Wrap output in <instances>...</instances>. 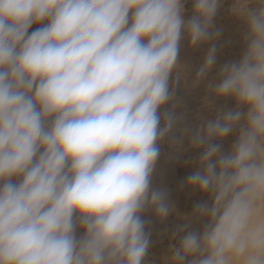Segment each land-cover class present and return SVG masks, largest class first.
I'll use <instances>...</instances> for the list:
<instances>
[{"label":"clouds","instance_id":"clouds-1","mask_svg":"<svg viewBox=\"0 0 264 264\" xmlns=\"http://www.w3.org/2000/svg\"><path fill=\"white\" fill-rule=\"evenodd\" d=\"M254 4L234 5L247 47L213 85L237 106L191 138L205 150L187 184L224 205L196 206L214 223L182 237L177 262L202 242L210 251L191 264H224L226 251H244L241 234L264 195V0ZM219 5L194 0L185 22L184 0H0V264H142V211H170L166 193L150 191L158 141L174 123L165 114L161 127L158 109L171 99L182 32L193 46L219 35L210 32ZM215 62L212 46L197 79ZM237 127L223 154L213 140ZM261 233L254 243L264 244Z\"/></svg>","mask_w":264,"mask_h":264},{"label":"rangeland","instance_id":"rangeland-1","mask_svg":"<svg viewBox=\"0 0 264 264\" xmlns=\"http://www.w3.org/2000/svg\"><path fill=\"white\" fill-rule=\"evenodd\" d=\"M256 7L254 0H220V5L213 18L210 32L211 40L193 46L187 32H182L179 55L176 67L169 77L171 99L158 109L161 117L160 126H164L165 114L173 117V128L160 141L159 156L150 177V191L166 193V202L170 211L167 217L157 216L154 208H145L141 213L144 221L145 234L149 245L142 264H191V261L206 256L210 249L202 242L201 252L187 254L182 262H177L172 252L179 246L180 240L188 232L203 235L205 230L214 223L210 214H201L197 205L209 208H222L224 201L216 202L214 191H201L187 184V177L199 167V157L205 146L193 147L192 135L208 121L214 120L218 114L236 108L231 97H217L213 85L219 82V72L224 64L237 62L247 47L245 36L247 25L243 18L233 13L235 4L241 7ZM194 0H184L183 18L187 22L193 15ZM43 24L33 25L29 32ZM216 48V62L204 77L197 79V73L204 64L209 48ZM239 127L222 140H213L221 144V151L227 154L232 150L239 135ZM18 182V178H13ZM77 223L75 235L80 239L84 230L79 226V214H74ZM264 228V195L254 202V211L248 225L241 234L245 242L244 251L235 249L224 253V264H249L251 257L264 261V244L254 243L253 234L257 229ZM258 239H264V233Z\"/></svg>","mask_w":264,"mask_h":264}]
</instances>
